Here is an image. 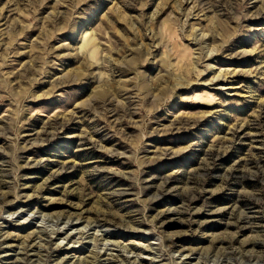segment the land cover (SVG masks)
Here are the masks:
<instances>
[{"label":"rangeland","instance_id":"rangeland-1","mask_svg":"<svg viewBox=\"0 0 264 264\" xmlns=\"http://www.w3.org/2000/svg\"><path fill=\"white\" fill-rule=\"evenodd\" d=\"M0 264H264V0H0Z\"/></svg>","mask_w":264,"mask_h":264},{"label":"bare ground","instance_id":"bare-ground-1","mask_svg":"<svg viewBox=\"0 0 264 264\" xmlns=\"http://www.w3.org/2000/svg\"><path fill=\"white\" fill-rule=\"evenodd\" d=\"M80 229V228H79ZM256 242V241H255ZM259 243V242H258ZM263 243V242H262Z\"/></svg>","mask_w":264,"mask_h":264}]
</instances>
